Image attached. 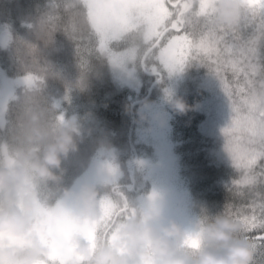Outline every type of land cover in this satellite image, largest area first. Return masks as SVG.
<instances>
[{
	"label": "trees",
	"instance_id": "trees-1",
	"mask_svg": "<svg viewBox=\"0 0 264 264\" xmlns=\"http://www.w3.org/2000/svg\"><path fill=\"white\" fill-rule=\"evenodd\" d=\"M198 2L195 0V5ZM48 5L49 0H0V25L8 24L10 30L6 45H0V66L10 77L31 72L42 78L35 90L27 86L17 87L15 96L3 104L0 111V142H10L12 152L0 158V163L19 157L22 151L40 150L54 138L58 127L67 125L71 128L76 150L62 158L61 168L55 170L58 177L55 181H41L39 184L48 185L58 194L64 191L65 195L72 196L77 214L91 219L78 211L80 199L76 192H72L76 190L74 183L88 169L100 147L114 148V160L123 172L114 183L128 197L129 203L135 206L133 217L150 221L158 229L151 214L141 210L138 199L139 195L148 193L152 187L146 168L144 165L143 168L137 166V163L144 154L153 150L148 144L136 140V128L141 124L142 115L137 110L139 104H134L148 94L156 75L149 74L138 63L132 64L131 71H123L139 79L138 88H133L119 80L127 75H118L119 68L98 54L89 56L86 68L82 69L76 42L63 30L54 31L48 40L37 34L38 21ZM21 41L36 46L34 57ZM214 76L206 67L195 61L189 62L183 71L165 74L162 80L158 79L145 102L164 97L168 99L167 122L176 140L179 171L187 183L191 210L200 225L206 228L219 219H228L240 225L233 236L247 240L252 247L248 235L251 237L259 233L247 234L245 226L226 213L247 214L250 196L247 189H243V196L235 195V189L229 190L232 181L239 178V173L225 151L226 142L222 134L215 130L205 131L210 115L202 104L211 97L205 83ZM176 99L183 100L187 106L182 114L173 108L172 102ZM59 116H63V121L57 118ZM111 184L96 185L90 189L107 192ZM106 194L110 198L115 197L110 191ZM126 219L128 217L118 220L114 231ZM37 236L40 243L49 248V257L52 253L50 238L44 241L41 234ZM73 236L89 241L93 250L98 237L105 242L115 239V236L105 239L74 233L68 240L71 252ZM257 244L252 264H264V247H260L259 242ZM199 246L181 247L189 249L192 258H196L195 250ZM204 247L221 250L218 243L205 242Z\"/></svg>",
	"mask_w": 264,
	"mask_h": 264
},
{
	"label": "snow or ice",
	"instance_id": "snow-or-ice-1",
	"mask_svg": "<svg viewBox=\"0 0 264 264\" xmlns=\"http://www.w3.org/2000/svg\"><path fill=\"white\" fill-rule=\"evenodd\" d=\"M216 2L199 0L194 5L192 0H49L47 11L38 21L37 34L48 40L54 31L63 30L76 42L82 69L89 56L98 54L114 67L138 63L161 80L165 74L183 71L192 61L215 75L233 113L230 125L222 130L225 151L239 173L229 190L235 189V195L243 196V189H247L250 196L247 214L226 213L242 223L247 234L259 233L248 235L255 255L257 242L264 247V112L256 110L253 97L257 78L264 74V0H240L236 19L227 25L215 20ZM20 43L35 56V45ZM228 72L234 88L226 77ZM41 79L29 72L22 82L35 90ZM57 118L63 121V116ZM11 152L10 142H0V158ZM108 171L116 174L111 165ZM37 188L32 229L50 238L52 244L51 255L40 264H87L71 252L70 236L79 233L112 239L116 222L136 211L115 183L107 192L99 191V215L91 219L77 214L73 197L64 191L58 194L42 184ZM109 191L114 198L106 194ZM154 199L155 194L149 197ZM184 243L197 244L190 236Z\"/></svg>",
	"mask_w": 264,
	"mask_h": 264
},
{
	"label": "clouds",
	"instance_id": "clouds-1",
	"mask_svg": "<svg viewBox=\"0 0 264 264\" xmlns=\"http://www.w3.org/2000/svg\"><path fill=\"white\" fill-rule=\"evenodd\" d=\"M241 8L240 0H217L215 20L231 24ZM256 110L264 112V74L258 76L253 88ZM178 113L186 104L181 99L172 102ZM71 128L61 125L54 138L38 151H22L19 157L0 163V264H38L48 258L49 248L40 243L32 231V213L41 181H55V170L62 166V158L76 150ZM78 211L85 217L97 215L96 193L84 187ZM240 225L219 219L206 227L200 246L192 258L189 249L181 247L182 229L177 224L157 229L150 221L129 217L115 230V239H97L95 250L89 241L73 236L72 249L87 264H252L254 251L245 239L233 233ZM218 243L220 251L204 247V243Z\"/></svg>",
	"mask_w": 264,
	"mask_h": 264
},
{
	"label": "rangeland",
	"instance_id": "rangeland-1",
	"mask_svg": "<svg viewBox=\"0 0 264 264\" xmlns=\"http://www.w3.org/2000/svg\"><path fill=\"white\" fill-rule=\"evenodd\" d=\"M9 32L8 24L0 25V45H6ZM116 68H119L118 75H127L119 80L125 81L124 84H128L133 88H138L139 79L133 78L132 74L129 75V72H125L127 70L131 71L132 64H127L124 68ZM25 75L10 77L0 66V111L4 102L7 103V101L15 96L17 87L26 86L22 82ZM226 77L234 88V80L231 72ZM205 86L209 90V95L211 94V97L202 104L207 108L210 115V118L206 122V129L208 130L205 129V131H217L222 134L224 142H226L222 130L231 123L233 116L231 102L215 76L208 80ZM167 105L168 99L164 97L158 101L142 103L137 108L142 118H140L141 124L136 128V140L148 144L151 146V151L153 150L152 153L144 154L137 163V166L143 168L142 165H144L146 168L147 176L151 181L152 187L148 193L139 195V204L141 210L151 214L152 221L157 225L158 229L177 224L183 232L180 241L181 246L186 247L184 241L186 237L190 236L197 242L192 247H197L201 243V237L206 228L200 225L197 216L191 210L189 189L179 171V155L175 150L176 140L173 139L171 126L167 122ZM228 157L230 158V156ZM114 158V148L100 147L97 150L96 156L93 158L88 169L74 183V189H76L78 197H80L84 187L92 188L96 185L114 183L122 176L123 172L116 164ZM109 165L116 169L114 176L108 171ZM94 192L96 193L97 202L99 192ZM153 194H155V199L149 200V197ZM98 215L97 209V215L95 217ZM133 215L130 214L127 217H133ZM32 231L35 230L32 229ZM35 233L41 234L37 231ZM42 236L44 241L48 238L45 235Z\"/></svg>",
	"mask_w": 264,
	"mask_h": 264
},
{
	"label": "water",
	"instance_id": "water-1",
	"mask_svg": "<svg viewBox=\"0 0 264 264\" xmlns=\"http://www.w3.org/2000/svg\"><path fill=\"white\" fill-rule=\"evenodd\" d=\"M148 72H149V74H154L152 71H148ZM155 83H157V81ZM147 97H148V95L146 97H144L143 99H140V100L136 101L135 104L144 102L147 99Z\"/></svg>",
	"mask_w": 264,
	"mask_h": 264
},
{
	"label": "flooded vegetation",
	"instance_id": "flooded-vegetation-1",
	"mask_svg": "<svg viewBox=\"0 0 264 264\" xmlns=\"http://www.w3.org/2000/svg\"><path fill=\"white\" fill-rule=\"evenodd\" d=\"M192 2H193V4L195 5V0H192ZM152 76H153V75H152ZM153 78H154L155 81L158 79L157 76H153ZM155 81H154V82H155ZM154 82H153V83H154Z\"/></svg>",
	"mask_w": 264,
	"mask_h": 264
}]
</instances>
